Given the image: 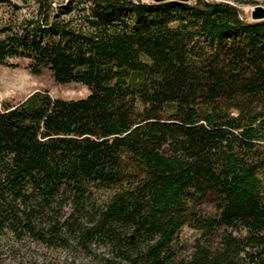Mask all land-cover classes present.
<instances>
[{"label":"trees","instance_id":"trees-1","mask_svg":"<svg viewBox=\"0 0 264 264\" xmlns=\"http://www.w3.org/2000/svg\"><path fill=\"white\" fill-rule=\"evenodd\" d=\"M240 3L0 0L33 6L0 65L89 90L0 100V232L89 264H264V20Z\"/></svg>","mask_w":264,"mask_h":264},{"label":"rangeland","instance_id":"rangeland-1","mask_svg":"<svg viewBox=\"0 0 264 264\" xmlns=\"http://www.w3.org/2000/svg\"><path fill=\"white\" fill-rule=\"evenodd\" d=\"M60 2L61 0H56ZM151 1V0H143ZM193 0H189L191 2ZM32 4V3H31ZM255 5L264 6V0H241L240 6L248 13ZM33 6H23L13 13L7 7L0 6V26L6 22L18 20L29 16ZM11 62L16 67L0 65V100L16 103L36 90H47L56 98L79 99L85 98L89 90L79 83H56L49 72L44 70L41 74H32L26 68L28 60L14 58ZM105 199L106 195L99 193ZM185 236L190 235L188 228L183 229ZM0 260L8 264H89L83 253L74 252L62 246H47L33 238L18 239L12 232H0Z\"/></svg>","mask_w":264,"mask_h":264},{"label":"water","instance_id":"water-1","mask_svg":"<svg viewBox=\"0 0 264 264\" xmlns=\"http://www.w3.org/2000/svg\"><path fill=\"white\" fill-rule=\"evenodd\" d=\"M153 2H164V1H178V2H189V0H151ZM193 0L192 2H194ZM223 3L233 6L235 9L236 7L229 1H223ZM264 20V6L262 5H255L252 7L250 11V19L249 22H260Z\"/></svg>","mask_w":264,"mask_h":264}]
</instances>
